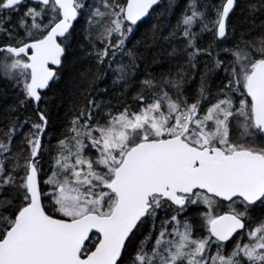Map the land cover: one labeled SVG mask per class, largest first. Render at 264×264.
<instances>
[{
    "label": "snow or ice",
    "instance_id": "obj_1",
    "mask_svg": "<svg viewBox=\"0 0 264 264\" xmlns=\"http://www.w3.org/2000/svg\"><path fill=\"white\" fill-rule=\"evenodd\" d=\"M9 95L0 264H264V0H0Z\"/></svg>",
    "mask_w": 264,
    "mask_h": 264
},
{
    "label": "trees",
    "instance_id": "obj_2",
    "mask_svg": "<svg viewBox=\"0 0 264 264\" xmlns=\"http://www.w3.org/2000/svg\"><path fill=\"white\" fill-rule=\"evenodd\" d=\"M237 16H240L239 11L237 12ZM233 23H238V21H236V20L234 19V20H233ZM71 71H72V66H69V68L67 69L66 74H65V79H69V78H70L69 73H70ZM100 86L103 87L104 84L101 83ZM50 95H51V94H50ZM13 102H14V97H13L12 95H9V97H8V99H7L6 101L3 100V99H0V105L11 104V103H13ZM54 111H55V109H54ZM59 114H60L61 117L63 116V114H64V109H63V107L61 108ZM54 143H55V141H53V144H54Z\"/></svg>",
    "mask_w": 264,
    "mask_h": 264
}]
</instances>
